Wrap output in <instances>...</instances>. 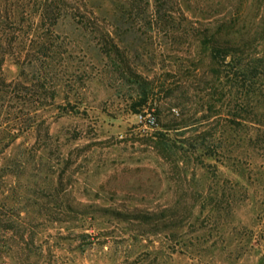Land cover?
Returning <instances> with one entry per match:
<instances>
[{"label": "rangeland", "instance_id": "rangeland-1", "mask_svg": "<svg viewBox=\"0 0 264 264\" xmlns=\"http://www.w3.org/2000/svg\"><path fill=\"white\" fill-rule=\"evenodd\" d=\"M3 6L36 42L4 64L0 264H264V69L202 44L235 21L264 57V0Z\"/></svg>", "mask_w": 264, "mask_h": 264}, {"label": "trees", "instance_id": "trees-1", "mask_svg": "<svg viewBox=\"0 0 264 264\" xmlns=\"http://www.w3.org/2000/svg\"><path fill=\"white\" fill-rule=\"evenodd\" d=\"M6 1L7 0H0V27L4 30H6L7 27H12L13 24L9 16L5 14L3 10V4L6 3ZM236 25L237 23L235 21H231L220 29L225 31L226 38L220 37L218 34L219 29H217V31L215 30L210 35L205 34L202 44L204 46L210 44L212 57L217 64H220L222 60L229 55V53L232 55V63L236 64V66H239L246 61L245 64L249 66L247 79L251 84L253 79L258 76V72L261 69H264V57H258L250 50V48L255 44L256 38L244 37L243 34H241V30ZM199 34L204 35V33L200 30ZM35 42L34 38L21 37L19 35L7 34L5 36H0V93L6 92L7 87L12 84L8 83L4 76V64L7 58L6 55L13 56L14 60H16L18 64H22L23 49L26 46L35 44ZM214 72L215 74H219L217 69ZM32 248L33 246L29 242H25V245L20 247V249L15 252L19 255L18 264H36V261H32L30 259Z\"/></svg>", "mask_w": 264, "mask_h": 264}, {"label": "built area", "instance_id": "built-area-1", "mask_svg": "<svg viewBox=\"0 0 264 264\" xmlns=\"http://www.w3.org/2000/svg\"><path fill=\"white\" fill-rule=\"evenodd\" d=\"M142 119L146 120L148 123H155V119L151 114L145 116H141Z\"/></svg>", "mask_w": 264, "mask_h": 264}]
</instances>
